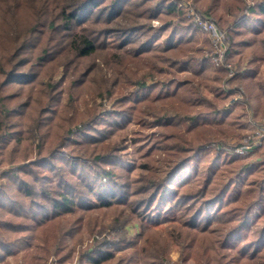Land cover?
I'll list each match as a JSON object with an SVG mask.
<instances>
[{"label": "rangeland", "instance_id": "1", "mask_svg": "<svg viewBox=\"0 0 264 264\" xmlns=\"http://www.w3.org/2000/svg\"><path fill=\"white\" fill-rule=\"evenodd\" d=\"M82 1L0 0V264H264L259 0Z\"/></svg>", "mask_w": 264, "mask_h": 264}, {"label": "trees", "instance_id": "2", "mask_svg": "<svg viewBox=\"0 0 264 264\" xmlns=\"http://www.w3.org/2000/svg\"><path fill=\"white\" fill-rule=\"evenodd\" d=\"M78 3L79 2L75 3V7H77L76 10L71 8V7L69 8V10H68V8L63 9V14L65 15V18H66V20H65L66 24H68V23L70 24L72 22V20H78V21L82 20V18H78V17L80 15V13L82 12V10L85 8L87 3H89L91 6H98L97 1H95V0H88V2L82 1L79 4ZM124 4H125V6L128 5L129 7H134L136 9L125 10L126 8L124 9L121 7L119 10H122L123 13L127 12L128 14L129 13H131V14L135 13L137 16L140 15V14H138L139 12L137 11V6H133L132 4H129V0H125ZM243 8L246 9V6L244 5ZM167 9H168L167 10L168 12H174L177 10V6L175 4L170 3V4H168ZM257 9H258L260 15L264 16V0H259L257 2ZM261 26H262L260 28L261 30L260 29L256 30L255 34L260 35V34L264 33V23L263 22L261 23ZM255 28H257V27H254V29ZM189 30H193V29L188 26V31ZM192 32L193 31H191L189 35H191ZM178 37L179 38H177L174 41V44H172V46H171V48H173L175 50L179 47V43L182 40L181 38H183L180 34H178ZM79 40H80V43H79L80 56L85 57V56H89L92 53H94L96 48H95L94 42L91 39H89L86 36H82L79 38ZM169 50H166L165 52H168ZM229 53H230V48L228 49L227 56H230ZM0 89H1V82H0ZM6 99H7V96L0 94V107H1L0 110L4 111L5 113L12 114V113H14V111L11 112V110L7 111V109H5ZM39 124H41V122H39L36 125V129L39 128ZM14 141L16 142V139ZM6 143H7L6 147L8 149L12 145V143L11 142H6ZM4 146H5V144H4ZM4 146H3V148H4ZM18 187H19V190H21V189H22L21 191L24 190L25 196H27V197L36 196L37 194H40L39 191H36V189L29 187L26 183L19 182ZM42 193L44 194L45 197L49 198L48 194L50 193V190L48 188H43ZM56 193L58 194L59 198H57V197H55L53 199L49 198L52 201L53 210L60 209V210L65 211V212L71 211V209L73 207V200H72L71 196H67L64 192H60V191L56 192ZM107 203H108V201H102L101 205H103V206L108 205ZM42 220L45 221L46 218L42 219ZM42 220H40V221H42ZM5 250H6V252H4V254L0 255V258H1L0 260H3L7 255L11 254L8 249H5ZM91 259H93L92 260L93 263L99 264L100 262H104V261L110 259V256L108 255L107 257H105V255H102L99 258L91 257Z\"/></svg>", "mask_w": 264, "mask_h": 264}, {"label": "built area", "instance_id": "3", "mask_svg": "<svg viewBox=\"0 0 264 264\" xmlns=\"http://www.w3.org/2000/svg\"><path fill=\"white\" fill-rule=\"evenodd\" d=\"M196 22L200 25V27L207 31L211 40L212 45V52L211 57L212 61L218 65L226 68L227 70H230L232 72V66L230 62L227 61V58L225 56L226 51V45H225V34L223 31H221L217 25L208 19H200L198 16H196ZM255 134H258V137H260L259 141L258 138L256 140H253L251 144H242L239 147L240 153L247 151L248 149H251L253 147L252 145H258V144H264V119L258 124ZM252 136H247L246 141L251 140ZM249 143V142H248Z\"/></svg>", "mask_w": 264, "mask_h": 264}]
</instances>
